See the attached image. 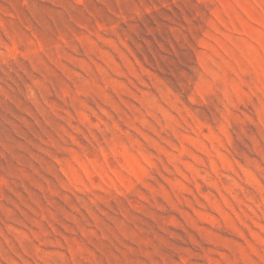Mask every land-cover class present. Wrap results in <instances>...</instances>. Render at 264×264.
I'll return each instance as SVG.
<instances>
[{"label": "rangeland", "instance_id": "rangeland-1", "mask_svg": "<svg viewBox=\"0 0 264 264\" xmlns=\"http://www.w3.org/2000/svg\"><path fill=\"white\" fill-rule=\"evenodd\" d=\"M0 264H264V0H0Z\"/></svg>", "mask_w": 264, "mask_h": 264}]
</instances>
